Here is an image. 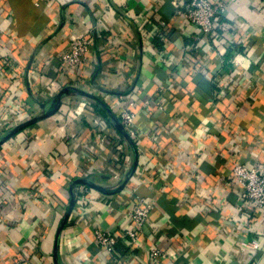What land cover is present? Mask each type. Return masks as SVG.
<instances>
[{
    "label": "crops",
    "instance_id": "crops-1",
    "mask_svg": "<svg viewBox=\"0 0 264 264\" xmlns=\"http://www.w3.org/2000/svg\"><path fill=\"white\" fill-rule=\"evenodd\" d=\"M190 1L0 0V264H264V217L240 223L225 186L264 161V6L225 0L237 26L212 39L177 11ZM80 37L91 51L63 65ZM130 100L136 141L114 118ZM141 197L138 243L104 251L95 231L128 227Z\"/></svg>",
    "mask_w": 264,
    "mask_h": 264
},
{
    "label": "built area",
    "instance_id": "built-area-1",
    "mask_svg": "<svg viewBox=\"0 0 264 264\" xmlns=\"http://www.w3.org/2000/svg\"><path fill=\"white\" fill-rule=\"evenodd\" d=\"M39 1L46 2L49 0ZM255 4L264 6V0H255ZM177 11L183 14L188 25L197 27L202 33L212 39L236 29L235 27L237 26L236 23L234 24L228 19V4L225 0H191L188 3L178 5ZM92 44V39L80 37L75 39L71 43L70 48L60 53L58 57L63 65H81L91 51ZM1 64L5 68L12 67V63L9 60L3 61ZM3 67H1L2 70ZM104 98L105 102L107 101L112 108L117 104V100L110 93H107ZM115 100L116 102L114 103ZM90 106L88 105V107ZM7 116H10V114L7 113ZM119 116L128 135L134 141L140 138V133L135 127L136 112L132 100L128 101V103L126 102L125 106L120 110ZM120 154L121 151L119 152ZM225 186L227 189L237 190L239 193L241 204L238 208L243 210L238 219L240 223H246L250 215L264 217V161L254 165L234 162L231 177L226 181ZM153 208L154 203L152 201L142 197L137 198L130 206L129 226L110 231L97 229L95 236L98 244L109 254L117 255L116 246L121 240L127 239L131 245L138 243L139 234L146 227ZM234 241L241 245L240 253H245L247 248L255 252L261 250L260 242L253 241L252 244H248L241 236H235ZM150 254L153 258L160 260H165L167 257L177 259L176 254L172 251H162L156 247L151 249Z\"/></svg>",
    "mask_w": 264,
    "mask_h": 264
},
{
    "label": "water",
    "instance_id": "water-1",
    "mask_svg": "<svg viewBox=\"0 0 264 264\" xmlns=\"http://www.w3.org/2000/svg\"><path fill=\"white\" fill-rule=\"evenodd\" d=\"M67 90H68V89H65V92H66ZM99 102H100V101H99ZM102 104H103V102H102ZM104 105H105V104H104ZM105 107H106V105H105ZM106 108L108 109V111H110V113H112V115H113V117H114V114H113L112 110L109 109L108 107H106ZM114 118H115V120L117 121V125H118V127H119L120 129H124V126H123V124L119 121V119H118V118L116 119V117H114ZM22 127H23V126H22ZM22 127L17 128L14 132H12V133L10 134V136H12L13 134H15V133H16L19 129H21ZM78 184H87V185H90L91 183H90L89 180H87V179H83V178H79V179H77V180L74 182V185H73L72 188H71V191H72V195H73V197H72V199H71L70 213L72 212V210H73V208H74V206H75V203H76V196H75V193H74V186H75V185H78ZM70 213L67 215L66 219L63 221V223H62V225H61L60 233H61V230L63 229V227H64V225H65V223H66V221H67V218H69ZM59 236H60V235H59ZM59 236H58V239H57L58 242H59Z\"/></svg>",
    "mask_w": 264,
    "mask_h": 264
}]
</instances>
